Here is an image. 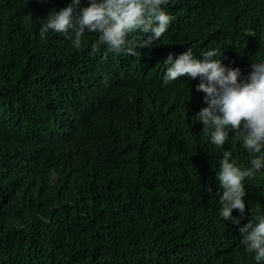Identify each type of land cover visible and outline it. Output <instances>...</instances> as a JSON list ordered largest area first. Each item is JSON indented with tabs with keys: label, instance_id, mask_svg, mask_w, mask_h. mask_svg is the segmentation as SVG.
Returning a JSON list of instances; mask_svg holds the SVG:
<instances>
[{
	"label": "trees",
	"instance_id": "obj_1",
	"mask_svg": "<svg viewBox=\"0 0 264 264\" xmlns=\"http://www.w3.org/2000/svg\"><path fill=\"white\" fill-rule=\"evenodd\" d=\"M164 7L168 31L131 56L93 52L96 33L79 49L38 37L41 10L0 0V264H257L219 215L199 78L164 85L163 61L215 48L246 75L264 58V0ZM224 147L248 165L235 138ZM244 184L242 224L264 214V175Z\"/></svg>",
	"mask_w": 264,
	"mask_h": 264
},
{
	"label": "clouds",
	"instance_id": "obj_2",
	"mask_svg": "<svg viewBox=\"0 0 264 264\" xmlns=\"http://www.w3.org/2000/svg\"><path fill=\"white\" fill-rule=\"evenodd\" d=\"M168 3L169 0H70L63 7L62 0H28L30 7L41 10L44 20L38 37L51 31V35L70 39L79 49L85 33H96L93 52L103 46L108 52L131 56H136L138 49L151 48L168 31L173 19L164 7ZM201 55L202 59L197 58L190 48L178 55L170 52L163 61V84L183 75L199 78L195 89L205 94L206 106L192 120L201 123L210 143L223 150L216 173L218 191L214 194L219 197V215L224 222L238 226L242 237L239 242L254 254L257 264H262L264 214L254 218L251 215L244 224L242 218L247 205L245 179L264 175V58L253 61L245 75L240 67L226 65L215 48ZM230 137L248 152V165H239L224 147ZM205 190L213 193L212 185ZM233 210H238L240 217H234Z\"/></svg>",
	"mask_w": 264,
	"mask_h": 264
}]
</instances>
